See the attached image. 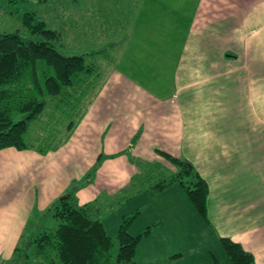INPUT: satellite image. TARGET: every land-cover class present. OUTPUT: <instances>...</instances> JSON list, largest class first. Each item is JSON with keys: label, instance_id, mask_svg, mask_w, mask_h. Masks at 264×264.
Instances as JSON below:
<instances>
[{"label": "crops", "instance_id": "1", "mask_svg": "<svg viewBox=\"0 0 264 264\" xmlns=\"http://www.w3.org/2000/svg\"><path fill=\"white\" fill-rule=\"evenodd\" d=\"M135 5L117 3L115 11L125 16L113 15L110 24L123 44L118 64L129 69L127 55L134 63L136 52L126 40L150 44L135 59L137 68L150 71L147 84L113 68L57 150L0 151V264L17 259L16 248L48 229L42 226L44 219L52 221L48 208L84 180L98 158L104 157L90 182L76 192L79 206L115 198L149 173L163 175L161 166L174 173L159 152L189 161L205 181V225L214 242L228 238L264 264V0H182L176 23L163 30L145 26L131 11ZM154 39H162L159 47L153 48ZM169 40L177 41L175 47ZM148 55L154 59L147 61ZM172 187L154 197L179 196ZM191 217L184 214L168 232L163 223H152L157 225L138 244L135 261L183 263L182 254L171 263V257L156 256L163 247L155 243L167 238L177 246L178 235L191 241ZM135 222L132 236L148 227L131 233ZM169 231L178 235L169 237Z\"/></svg>", "mask_w": 264, "mask_h": 264}, {"label": "trees", "instance_id": "2", "mask_svg": "<svg viewBox=\"0 0 264 264\" xmlns=\"http://www.w3.org/2000/svg\"><path fill=\"white\" fill-rule=\"evenodd\" d=\"M36 1L46 3L48 0ZM71 2L76 4L79 0ZM33 18V15L25 14L23 23L28 34L39 38V41L24 39L18 33L0 34V151L6 148L18 151L34 148L40 154H47L57 150L81 120L89 103L87 96L101 77L96 67L87 65L82 56H63L59 52V34L46 29L43 22L33 24ZM47 105L56 106L61 112L69 114L66 134L57 140L53 139L55 135L52 133L35 139L33 143L27 142L31 123L39 119ZM159 153L176 169L174 173H149L143 176V180L132 181L130 189L115 198L100 197L79 206L76 192L90 182L104 157L98 158L84 180L73 182L46 211L56 227L39 231L16 248V263L138 264L135 261L136 248L157 224L148 226L137 236L130 235L129 229L141 213L135 210L122 217L116 236L112 238L108 236L102 219L145 188L157 196L177 185L204 224L210 226L205 181L187 160ZM147 178H150L149 182H146ZM218 242L229 264H255L252 255L238 243L228 238H219ZM176 257H171L168 262Z\"/></svg>", "mask_w": 264, "mask_h": 264}, {"label": "rangeland", "instance_id": "3", "mask_svg": "<svg viewBox=\"0 0 264 264\" xmlns=\"http://www.w3.org/2000/svg\"><path fill=\"white\" fill-rule=\"evenodd\" d=\"M120 1L121 0H79L78 3L74 4L71 0H48L46 3H39L36 0H0V34L18 33L24 39L39 41V38L28 34L23 23L25 14L34 16L33 24L43 22L46 29L56 31L60 36L59 52L63 56H82L85 63L95 66L101 75L97 86L93 87L87 96L86 101L88 103L97 93V89L112 69L118 66L123 67L122 69H125L123 71H129L133 76H140V78L145 81L143 83L147 84L146 81L149 80L145 75H150V71L137 68L135 59L143 58L141 55H137V53L140 52L143 47H148L150 44L137 45L140 41L139 39L126 40L128 43L130 42L129 45L136 52L134 63L130 65L131 60L129 55H127L124 61L128 63L129 69L126 68L124 64H118V59L122 56L120 46H123V44L121 43L118 45L119 40L113 38L115 36L111 29L110 21L113 15H121L115 11L119 9L118 7L116 8L115 5ZM126 1L136 2V5L131 11L133 15H137L145 26L161 27V30H163V26L171 25L173 27L176 23V4L182 0H167L168 2L165 3H162V0ZM129 13L128 11L127 14ZM164 31L167 32L168 30ZM154 40L155 41L152 42L153 48L159 47L156 46V42L160 43L162 39ZM176 42V40H169L168 45H170V47H175ZM128 50L129 48H127V52ZM153 59L154 55H148L146 57L147 61ZM146 65L151 66L149 62ZM141 66L145 67V65ZM156 67H158V65H156ZM68 118H70V116L67 112H61L60 108L56 106L47 105L39 119L31 123L26 135V141L33 143L32 141H35V139L45 138L52 133L55 135L53 139L57 140L62 138L66 134L65 126L70 122ZM159 169L163 175H168V171H166L167 168L161 166ZM150 178H147V181ZM172 188H174L176 192H179L180 195L178 196L171 191L170 198L162 195L157 199L154 197V194L149 192V189L145 188L142 194H138V197H135L130 202L124 203L118 209L105 215L102 219V223L105 225L109 235L114 237L115 229H117L119 222H121V218L130 215L135 210H140L141 213L134 224L135 227L133 226L131 228V233L134 234L140 233L152 223H159V225L163 223L166 227L165 230L168 232L169 229L171 230L172 227L177 226L178 222L180 223L184 214H191V216H193L190 218V237L192 240H182L178 234L169 231V237L178 235L176 239H179V244L173 247L171 246V241L167 238L163 239L161 242H156V245H161L163 248L161 250L159 249L155 255L158 257H178V255L182 254L185 259L183 263L180 264H229L221 245L216 240L214 242L212 237L214 236L212 235L213 232L207 229L180 187L174 185ZM46 220L47 221L44 219L42 221V226L48 229L56 227V223L52 218L51 223L48 221L50 219ZM145 245L148 247L147 243H145ZM168 263H170V261ZM9 264H17L16 259L14 258Z\"/></svg>", "mask_w": 264, "mask_h": 264}]
</instances>
